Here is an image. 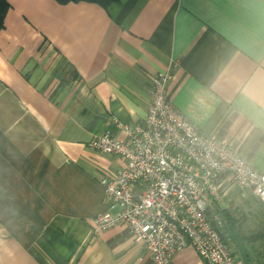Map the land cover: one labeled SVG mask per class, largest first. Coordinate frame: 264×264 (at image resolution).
<instances>
[{
  "label": "crops",
  "instance_id": "obj_1",
  "mask_svg": "<svg viewBox=\"0 0 264 264\" xmlns=\"http://www.w3.org/2000/svg\"><path fill=\"white\" fill-rule=\"evenodd\" d=\"M0 29V264H153L126 223L96 231L103 178L91 149L114 119L142 123L153 79L173 105L264 170V0H7ZM209 217L240 264H264V203L222 180ZM114 209L112 212L116 213ZM171 264H205L192 247Z\"/></svg>",
  "mask_w": 264,
  "mask_h": 264
},
{
  "label": "built area",
  "instance_id": "obj_2",
  "mask_svg": "<svg viewBox=\"0 0 264 264\" xmlns=\"http://www.w3.org/2000/svg\"><path fill=\"white\" fill-rule=\"evenodd\" d=\"M171 78V71L154 77L153 100L142 123L114 119L125 138L108 129L89 142L91 149L126 163L116 176L101 181L108 211L95 218L96 231L126 223L153 264H171L187 247L205 264H240L223 236V219L210 218L209 209L223 199L227 175L264 203V170L256 169L227 140L201 132L179 111L170 99Z\"/></svg>",
  "mask_w": 264,
  "mask_h": 264
},
{
  "label": "trees",
  "instance_id": "obj_3",
  "mask_svg": "<svg viewBox=\"0 0 264 264\" xmlns=\"http://www.w3.org/2000/svg\"><path fill=\"white\" fill-rule=\"evenodd\" d=\"M61 3H67L70 1H95L99 2L103 5H107L113 2H116L118 0H58ZM10 5L7 0H0V29L4 26L5 17L7 15V12L9 11Z\"/></svg>",
  "mask_w": 264,
  "mask_h": 264
}]
</instances>
